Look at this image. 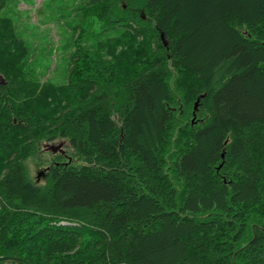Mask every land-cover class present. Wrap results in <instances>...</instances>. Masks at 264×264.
Returning <instances> with one entry per match:
<instances>
[{
	"label": "trees",
	"instance_id": "1",
	"mask_svg": "<svg viewBox=\"0 0 264 264\" xmlns=\"http://www.w3.org/2000/svg\"><path fill=\"white\" fill-rule=\"evenodd\" d=\"M5 5L0 264H264V0H79L59 82Z\"/></svg>",
	"mask_w": 264,
	"mask_h": 264
},
{
	"label": "rangeland",
	"instance_id": "2",
	"mask_svg": "<svg viewBox=\"0 0 264 264\" xmlns=\"http://www.w3.org/2000/svg\"><path fill=\"white\" fill-rule=\"evenodd\" d=\"M79 0H6L2 14L11 18L16 31L32 47V61L43 79L59 82L62 79L69 30L66 23L74 19L72 11ZM68 48V47H67ZM198 108L192 110L191 125L197 123ZM66 140L58 139L40 146L37 156L26 162L29 178L35 184H46L44 171L54 155L68 150Z\"/></svg>",
	"mask_w": 264,
	"mask_h": 264
},
{
	"label": "water",
	"instance_id": "3",
	"mask_svg": "<svg viewBox=\"0 0 264 264\" xmlns=\"http://www.w3.org/2000/svg\"><path fill=\"white\" fill-rule=\"evenodd\" d=\"M161 40L163 42V45L166 46V42L163 39V35H160ZM6 84L5 80L3 79V77L0 75V86H4ZM198 103H199V99L196 100V102L194 103V111L198 108Z\"/></svg>",
	"mask_w": 264,
	"mask_h": 264
}]
</instances>
